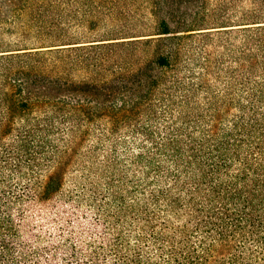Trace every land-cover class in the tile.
Returning a JSON list of instances; mask_svg holds the SVG:
<instances>
[{"label": "trees", "instance_id": "obj_1", "mask_svg": "<svg viewBox=\"0 0 264 264\" xmlns=\"http://www.w3.org/2000/svg\"><path fill=\"white\" fill-rule=\"evenodd\" d=\"M0 264H264V0H0Z\"/></svg>", "mask_w": 264, "mask_h": 264}]
</instances>
